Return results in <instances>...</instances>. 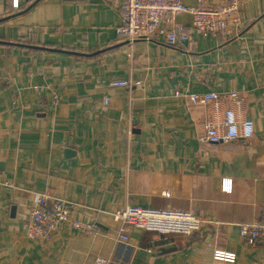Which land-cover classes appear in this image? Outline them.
<instances>
[{"label":"crops","instance_id":"obj_1","mask_svg":"<svg viewBox=\"0 0 264 264\" xmlns=\"http://www.w3.org/2000/svg\"><path fill=\"white\" fill-rule=\"evenodd\" d=\"M14 1L0 0V17L35 3L0 22L10 42L0 44V264H264V227L253 245L239 231L264 223V0L242 1L230 36L201 34L179 13L190 39L172 46L121 38V0ZM210 91L218 98L190 100ZM227 108L252 119V135L199 140ZM35 192L74 201L97 232L62 225L47 241L28 238ZM128 204L213 222L190 234L127 227L122 240L114 213Z\"/></svg>","mask_w":264,"mask_h":264},{"label":"built area","instance_id":"obj_2","mask_svg":"<svg viewBox=\"0 0 264 264\" xmlns=\"http://www.w3.org/2000/svg\"><path fill=\"white\" fill-rule=\"evenodd\" d=\"M243 0H221L215 4L185 5L181 0H121V24L116 32L129 43L137 39L150 40L157 37L165 44L176 45L190 39L189 30L175 21L179 13H188L192 17V27L201 34H234L240 21L241 3ZM14 7L18 3L14 1ZM112 86H125L127 81L115 79ZM236 103L237 93L229 92ZM194 103H204L218 98L216 92L192 93L189 95ZM108 98L104 97L107 103ZM254 129L250 118H238L233 108L224 110L223 119L207 118L204 122L203 133L199 140L215 143L220 140L249 138ZM226 180L230 188V180ZM228 180V181H227ZM225 187V186H224ZM76 203L62 196H55L46 192H35L33 206L25 222L26 236L31 239L47 241L62 225H68L76 231L94 235L97 232L94 223L77 218ZM119 222L117 237L126 240L127 227H138L144 230L156 231L161 234H190L198 231L204 225L212 223L213 219L207 215L197 213L193 209H179L170 206L156 208L150 206L128 204L114 213ZM264 227V223H241L240 234L245 242L253 245V230ZM213 258L233 262L235 254L216 249ZM108 259L98 256L93 264H107Z\"/></svg>","mask_w":264,"mask_h":264},{"label":"water","instance_id":"obj_3","mask_svg":"<svg viewBox=\"0 0 264 264\" xmlns=\"http://www.w3.org/2000/svg\"><path fill=\"white\" fill-rule=\"evenodd\" d=\"M34 3H31L30 5H28L27 7L23 8V9L17 10L15 12H12L10 14H7V15L0 17V22L5 21L6 19H9L13 16L22 14L23 12L27 11ZM9 43L10 42H8V41H4V40L0 39V44H9Z\"/></svg>","mask_w":264,"mask_h":264}]
</instances>
